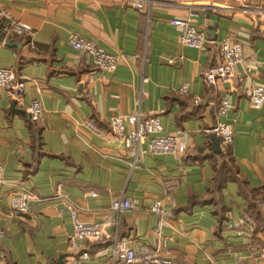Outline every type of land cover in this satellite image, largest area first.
Listing matches in <instances>:
<instances>
[{
	"label": "crops",
	"instance_id": "obj_1",
	"mask_svg": "<svg viewBox=\"0 0 264 264\" xmlns=\"http://www.w3.org/2000/svg\"><path fill=\"white\" fill-rule=\"evenodd\" d=\"M135 2L0 0L32 28L23 37L0 31V68L13 67L28 80L21 100L0 88V264H56L61 255L63 264H77L87 249L90 258L78 264H111L117 240L152 243L159 226L167 264H264V204H256L262 222L250 210L264 200V106L253 109L245 92L253 83L264 86V0H246L248 9L237 0H147L143 11ZM174 18H189L208 42L186 46ZM73 34L115 55L116 70L79 56L69 43ZM224 39L242 45L243 60L234 67L239 79L209 87L201 72L220 62ZM227 95L231 106L219 116ZM33 99L43 107L41 121L28 112ZM136 113L158 115L166 134H182L186 151L146 155L135 164L110 121ZM219 122L235 130L228 166L238 180H216L221 164L211 134ZM23 192L31 196L30 210L18 213L11 199ZM119 196L136 200L137 208L112 210ZM158 203L168 215L151 211ZM73 208L86 223L111 218L110 237L74 238ZM244 213L254 228L239 236Z\"/></svg>",
	"mask_w": 264,
	"mask_h": 264
},
{
	"label": "built area",
	"instance_id": "obj_2",
	"mask_svg": "<svg viewBox=\"0 0 264 264\" xmlns=\"http://www.w3.org/2000/svg\"><path fill=\"white\" fill-rule=\"evenodd\" d=\"M147 0H136L135 6L143 11ZM240 1L241 5L248 9L246 0ZM171 24L180 30L181 41L190 48L201 49L208 38L205 33L196 30L189 18H174ZM0 31L7 38L11 34L18 37L29 36L32 28L16 20L12 14L0 5ZM69 43L72 48L86 59H92L93 63L108 71L116 70L118 58L107 53L94 40L86 39L80 34H73ZM243 49L238 42L224 39L220 42V62L212 67L206 68L201 72L204 83L212 87L217 80L225 84H234L238 77L234 67L242 62ZM170 63L174 60L170 59ZM27 78L20 76L15 68H0V88L8 91L15 100H21L26 93ZM189 87L185 83L180 88L182 94L188 93ZM250 96L251 106L255 110H261L264 106V86L253 83L250 90H245ZM231 106L230 96L222 97L218 109L219 116H225ZM28 112L33 121H41L43 107L39 99H33ZM86 126L91 130L104 134V131L97 127L94 122L86 121ZM110 126L112 132L118 136L125 144L129 154L133 157L134 163H138L146 155H174L186 151L187 145L180 132L166 134L162 121L158 115L142 116L141 113L119 115L111 119ZM128 126H132L131 129ZM213 132L220 138L221 146L228 147L233 145L235 140V130L231 124L219 122ZM2 164L0 161V184L3 183ZM61 188V187H60ZM31 196L23 192L15 194L11 199V208L18 213H27L30 210ZM112 210L117 212L132 211L137 208L136 200L119 196L112 201ZM153 212L168 215L169 212H162L161 204L158 203L152 208ZM74 228L72 236L86 240L88 242H100L110 237L109 228L112 226V219L109 218L102 222L86 223L79 219L77 209L71 210ZM237 234L243 236L246 232H251L254 228V220L244 213L237 221ZM5 235V230L0 227V239ZM157 241L147 244H137L132 246L130 238L124 237L117 240L111 264H167V260L161 255V248L166 247V239L162 235L161 227L155 230ZM264 250V249H263ZM90 251L84 250L77 259V264L90 258Z\"/></svg>",
	"mask_w": 264,
	"mask_h": 264
},
{
	"label": "trees",
	"instance_id": "obj_3",
	"mask_svg": "<svg viewBox=\"0 0 264 264\" xmlns=\"http://www.w3.org/2000/svg\"><path fill=\"white\" fill-rule=\"evenodd\" d=\"M34 122H37V121H34ZM229 148H230V146L224 147V150H223V152L221 154L215 153V155H214L216 157V164H217V160L221 164V166L219 168L220 175L218 173V176H217L216 180H218L220 178V176H224V180H223V177L220 180V181L223 180V182L228 180L229 178L234 179V180H238V178H236L234 176H229V174L231 172L230 167L228 166V163H231V150ZM242 189L243 188L241 187V191H242ZM252 197H254V196H252ZM255 202H253L251 204V209H250V210H252L251 211V213H252L251 215L252 216L254 215V217L256 218V220L258 222H262L263 220L260 221L261 219H263L262 215L258 214L256 212V208H257V205H258L257 203L260 202L261 204L262 203L264 204V200H263V198H261V199L256 200Z\"/></svg>",
	"mask_w": 264,
	"mask_h": 264
},
{
	"label": "water",
	"instance_id": "obj_4",
	"mask_svg": "<svg viewBox=\"0 0 264 264\" xmlns=\"http://www.w3.org/2000/svg\"><path fill=\"white\" fill-rule=\"evenodd\" d=\"M7 43L9 45H12V46L13 45H16L15 43L12 42V39L11 38L8 39ZM211 138L213 140L214 151L216 153H218V154H221L223 152V150H222L220 138L217 136L216 133H212L211 134ZM65 256L66 255H61L60 258H59V260H58V262L56 264H63V260H64V257Z\"/></svg>",
	"mask_w": 264,
	"mask_h": 264
}]
</instances>
